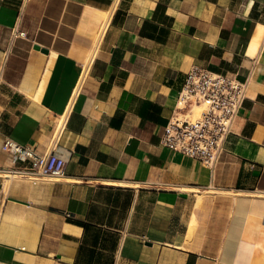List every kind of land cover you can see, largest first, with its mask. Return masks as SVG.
Masks as SVG:
<instances>
[{
    "label": "crops",
    "instance_id": "obj_1",
    "mask_svg": "<svg viewBox=\"0 0 264 264\" xmlns=\"http://www.w3.org/2000/svg\"><path fill=\"white\" fill-rule=\"evenodd\" d=\"M193 66L248 84L214 168L162 144ZM0 264H264V0H0Z\"/></svg>",
    "mask_w": 264,
    "mask_h": 264
},
{
    "label": "built area",
    "instance_id": "obj_2",
    "mask_svg": "<svg viewBox=\"0 0 264 264\" xmlns=\"http://www.w3.org/2000/svg\"><path fill=\"white\" fill-rule=\"evenodd\" d=\"M247 90V82L235 74L193 66L179 93L177 111L164 128L162 144L214 168L225 151ZM198 106L201 108L196 112ZM57 146L53 141L48 152L39 154L31 146L6 137L2 149L13 154L14 163H24L8 169L11 173L36 181L42 176L65 175L66 160L57 153Z\"/></svg>",
    "mask_w": 264,
    "mask_h": 264
},
{
    "label": "bare ground",
    "instance_id": "obj_3",
    "mask_svg": "<svg viewBox=\"0 0 264 264\" xmlns=\"http://www.w3.org/2000/svg\"><path fill=\"white\" fill-rule=\"evenodd\" d=\"M199 108H201V107H196V109H199ZM69 110H71V109H69ZM64 121H65V116H62L61 118H60V120H59V124H58V132L62 129V127H63V124H64ZM8 173H11L9 170H6ZM9 184V183H8ZM237 194H239V193H237Z\"/></svg>",
    "mask_w": 264,
    "mask_h": 264
},
{
    "label": "rangeland",
    "instance_id": "obj_4",
    "mask_svg": "<svg viewBox=\"0 0 264 264\" xmlns=\"http://www.w3.org/2000/svg\"><path fill=\"white\" fill-rule=\"evenodd\" d=\"M200 110V108L199 109H196V112H198ZM1 174H4L3 172H1ZM5 175V174H4ZM14 177H21V176H19V175H15Z\"/></svg>",
    "mask_w": 264,
    "mask_h": 264
},
{
    "label": "water",
    "instance_id": "obj_5",
    "mask_svg": "<svg viewBox=\"0 0 264 264\" xmlns=\"http://www.w3.org/2000/svg\"><path fill=\"white\" fill-rule=\"evenodd\" d=\"M37 48L39 47L38 45L36 46ZM43 52H48V50L46 48H42Z\"/></svg>",
    "mask_w": 264,
    "mask_h": 264
}]
</instances>
